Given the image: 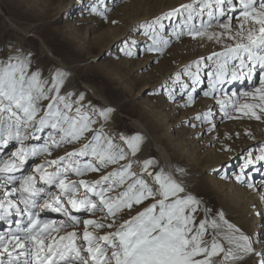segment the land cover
<instances>
[{
	"label": "snow or ice",
	"instance_id": "1",
	"mask_svg": "<svg viewBox=\"0 0 264 264\" xmlns=\"http://www.w3.org/2000/svg\"><path fill=\"white\" fill-rule=\"evenodd\" d=\"M102 5L104 0H97L90 11L107 19L111 9ZM173 17L181 19L170 33L177 40L187 35L222 45L221 51L186 67L191 88L183 83L180 93L187 94L186 105L194 103L202 69L211 67L210 91L204 95L215 94L225 117L238 118L227 110L231 105L244 117L264 119V0H192L164 18ZM144 28L151 40L146 51L162 53L170 39L161 18ZM125 54L133 55L131 46ZM67 75L57 69L45 77L33 67L30 54L0 60V153H7L0 155V223L6 225L0 230V264H229L248 255L261 257L259 264H264V252H257L250 237L222 212L220 222L208 219L210 209L198 219L201 201L156 160H137L134 168L126 148L135 157L143 137L120 135L118 143L103 125L95 127L94 117L107 121L113 109L86 108L83 93L72 99L76 94L65 89ZM180 78L177 73L176 81ZM245 80L248 90L229 93L223 87ZM162 87L169 99L175 98L173 89ZM211 117L209 109L195 118L210 122ZM76 144L80 146L53 158L54 151ZM257 162H264V152L248 161ZM110 166L115 167L106 171ZM87 173L106 174L87 180ZM45 212L63 219L45 218ZM81 212L103 217L81 220L76 215ZM81 223L82 233L75 230ZM105 228L111 231L101 234Z\"/></svg>",
	"mask_w": 264,
	"mask_h": 264
},
{
	"label": "rangeland",
	"instance_id": "2",
	"mask_svg": "<svg viewBox=\"0 0 264 264\" xmlns=\"http://www.w3.org/2000/svg\"><path fill=\"white\" fill-rule=\"evenodd\" d=\"M77 1L81 2L79 6L76 5ZM94 2H97V0H0V38H2L0 39L2 42V44L0 42V49L4 41L9 40L15 33L10 26L11 22L19 28L20 26L32 28L34 33L43 39L45 45L48 46L54 55L60 58L66 65L72 67L78 87L88 83L94 86L98 92L102 93L112 105L118 107L119 118L117 126L110 130L104 126L103 131L105 134L114 137L118 143H122L119 141L120 135L130 137L134 133H137L143 137L145 142L142 141L140 145L141 150L137 153V158H135L136 156L132 157L130 150L125 146L126 151L129 152V158L134 162V168L138 169L139 167L135 161L142 162L143 159H156L158 166L163 167L152 141L160 143L170 157L173 158L172 167L175 174L182 181L185 180L186 182L193 177L195 178L193 183H189L190 193L195 195L204 204H200L199 206L198 219H203L205 217L204 210L210 209L208 219H216L220 222L219 213L222 212L225 220L237 226L245 235L250 237L257 252H261L258 251V248L264 245V233L261 234L257 230V224L254 223L252 213H250L248 208L246 210L243 206L234 204L235 200L232 199L234 198L231 195L232 192L230 194L228 189H223V187L219 189L216 185V181L218 182L222 179L221 181L224 182L230 180V176L233 177L232 174L237 170V166L241 164L240 160L234 163L225 162L220 171L214 173L216 174L214 175L216 178H211L212 175L202 169V165L206 161L201 155L206 151L202 149H198L199 151H197V149H193L186 142L187 139L193 137L189 131L191 127L190 123L175 130L176 127L174 128V125H177V120L181 114L179 113V116L177 115L174 118H170L169 115L166 116L169 114L166 111L169 108L168 105L173 99L168 98V93L162 85L173 89L174 93L177 94L182 79L177 82L176 75L174 74L170 76L171 80L166 83L165 77H167L166 74L170 72V69L178 64L181 58L177 60L179 57L176 54L177 52H173V54L166 52L169 49L168 47L162 53H150L146 51L151 40L144 35V25L146 22H151L157 17L161 18V22L165 25V34L169 32V39H174V43L181 42V45H184L183 47L187 48V51L193 52L207 48L206 44L199 41L200 39L194 40L184 35L177 40L174 36H171L172 29L176 24L181 23V19L179 17H173L172 19L164 18L165 14L172 9L179 7L181 4L190 3L192 0H178L181 4L177 2L176 5L178 4L179 6L166 8L162 12L159 11L160 14L156 15H153L154 11L160 10L165 0H117L114 8H109L111 11L106 13L107 19L98 14L91 13L90 6ZM108 3L109 0H104V5L101 7H105ZM59 4L67 6V12H64L59 18H55L54 8ZM159 4L160 6H158ZM83 15H87L90 19L77 23V19L82 18ZM133 19L136 22L128 28L130 25L129 21ZM204 19H207V17L205 16ZM195 22L199 23L198 21ZM108 29L116 30L118 34L122 33L124 37L117 39L115 44L112 43L110 46H107L105 43L107 39L106 31ZM99 34H101L102 39H99L97 42L96 40L93 41L92 38ZM137 36H140V38L138 39ZM132 41H135L134 45H132ZM213 43L211 44L213 47L215 44V52L222 50V45L217 44V47L216 43ZM128 46H131V50L136 49L135 56L132 57L125 54ZM31 47H29L28 55L30 54L33 67L40 68L45 77L54 74L58 68L55 60L53 58L49 59L41 51L37 43H32ZM137 47L141 48V50ZM182 53H185V51ZM194 61L197 60L187 62V66L193 65ZM185 69L180 73L181 78L183 75H186ZM167 70L168 72H166ZM192 70H195L194 66ZM145 81L150 84V87L142 91L141 87H143ZM73 93L76 95L72 99H76L78 94L76 92ZM88 97L83 101L86 108L94 107L98 110L104 107L95 98ZM227 110L233 117L238 118L232 120L233 118L229 119L223 116L220 120L223 126L214 134H212L213 130H216L218 126H215L213 129V122L194 118L193 126H195V130L198 124L202 127L205 126V131L201 134V138L207 137L213 140L209 149L218 148V150L222 149L228 152L237 143L245 145L258 140L254 138L256 134L250 131V125H252L250 123H257L260 120L249 119L234 112L231 109V105H229ZM204 111L207 112L206 109H203L200 114L205 113ZM94 118L98 119L99 123L100 118ZM134 120H137L144 129L140 130L134 123ZM228 122V126L224 125ZM232 128H234L233 131ZM262 137L260 139L262 140L261 143H255L253 147H248L245 154L249 151L255 154L264 150V136ZM139 155H143L144 158ZM226 159H229V157H226ZM110 167L113 168L115 166ZM177 168L183 169V172L177 173L175 171ZM253 179L255 178H252V182ZM225 192H228V194ZM258 218L264 221L262 216ZM224 230L225 228L223 227L220 229V231ZM212 231L209 228L208 232L211 233ZM205 238L210 241L211 236L206 235ZM220 240L225 248L229 247L222 237ZM260 258L259 256L248 255L243 260L230 261L229 264H259ZM213 259L218 261L221 257H214Z\"/></svg>",
	"mask_w": 264,
	"mask_h": 264
},
{
	"label": "bare ground",
	"instance_id": "3",
	"mask_svg": "<svg viewBox=\"0 0 264 264\" xmlns=\"http://www.w3.org/2000/svg\"><path fill=\"white\" fill-rule=\"evenodd\" d=\"M84 1H89V0H84ZM177 2H178V0H165V2L160 7V10L154 11L153 15L158 14L159 11L162 12V10H164L166 8L177 6L180 3V2H178V4L176 5ZM116 3H117V0H109V3L106 5V7L107 8H114V5ZM80 4H81V2H78V1L76 2V5L79 6ZM158 6H160V4ZM66 7L61 5V4L56 6V8H54L55 9L54 10V12H55L54 17L59 18L64 12H67ZM75 19H77V18H75ZM86 19H90V18L87 15H83V17L77 19L78 22L77 21L76 22L80 23ZM137 19H138V17H137ZM197 21L199 22V20H197ZM135 22H136L135 19L130 20L129 21L130 25L128 28H130L131 25ZM234 23H235V21H234ZM10 26L14 30L15 33H14L13 37H11L9 40L4 41L3 46L0 49V60H6L9 55H15L18 52L23 53L25 55H28L29 47L32 48L31 47L32 43H34V44L37 43V45L39 46L41 51H43V53H45L49 59L53 58L55 60L57 67H58L57 69L61 70L63 72H66L68 74L67 78H66V84H65V89L67 91L76 92L78 95L83 93L85 96V99L89 98L88 96L93 97V99L95 98L97 100V102L99 101L100 103L103 104L104 107L101 109H104V108H112L113 109V112L110 114L109 119L107 121H104L103 118H100V121L96 125V127H100V125H103V126H105V128L107 127V129L110 130V129H114V127L117 126L118 118H119L118 107L112 105L109 102V100L102 93L98 92L95 89L94 86H92L88 83H85L83 86L78 87L76 82H75V75H74V71L72 70V67L66 65L60 58H58L56 55H54L52 53V51H50L48 46L45 45L43 39L39 35L34 33V30L32 28H28L29 26L26 28H23L20 26V28H19L13 22L10 23ZM127 26H128V24H127ZM211 30L212 29H210V31ZM215 30L218 31L219 29H215ZM106 32H103V33L107 34V37H106L107 39H106V43H105V45H107V46H110L112 43L115 44V42H117V39H119V38L122 39L124 37V36H122V33L118 34L116 32V30L113 31V30L108 29ZM168 33L165 34V36L167 38H169ZM137 38L139 39L140 36H137ZM0 39H2V38H0ZM99 39H102L101 34L92 38V40L93 41L96 40V42ZM173 40L174 39L170 38V44H169L170 46H168L169 49H167L166 52H168L170 54H173V52H175V53L177 52L176 54L179 56L177 58V60H179L180 58H181V60L178 62L177 65H175L174 67H172L170 69V72L168 74H166V76H167V77H165L166 83H168L171 80L170 79L171 75H174V74L177 75V73L180 74L183 71V69L186 68L187 62H190V61L195 60V59L199 60L201 57H208L212 54V52L216 51L214 49L215 44L213 43L214 44V47H213V45L211 44L212 41H208L206 39L199 40V41L206 44L207 48L202 49L200 51L195 50V52L187 51V48L185 49V47H183L184 45H181L180 41H179L180 43H176V42L174 43ZM1 44H2V42H1ZM217 47H218V45H217ZM217 47H216V49H217ZM137 48L139 50H141V48H139V47H137ZM131 51L133 53L132 57L135 56L136 55V49H132ZM183 51H185V53H182ZM205 63L208 64L209 66L212 65L211 61H202V64H205ZM210 70H211V67H204L202 69V71L200 73L201 82L195 86L196 92L193 94L194 95V103L190 106L186 105L187 94L185 93L182 96L180 93H181V84H183V83H188L190 88H191V79L189 76H186V75L185 76L183 75L182 78H180L182 80L180 82L178 92H177V94H175V98L172 100V102L168 105L169 108L166 111L169 112V114H167L166 116L169 115L170 118H174L179 113L181 114L177 120L178 121L177 125H174V128L176 127L175 130H178L179 128L184 127L183 125L190 123L191 127H190L189 131H190V134L193 135V137H191L190 139H187L186 142L193 149H197V151H199L198 149H202V150L206 151L205 153H203L204 152L203 151L202 152L203 154L201 155L205 158V161H206V163H204L202 165V169L205 171H208V173H210L212 175L211 178L215 177L214 175H216V174H214V173L220 171L221 167L225 164V162L226 163L227 162L234 163V162H237L240 160L241 164L237 166V170L234 171V173L232 174L233 177L230 176L231 177V178H229L230 180L224 181V182L221 181L222 179L221 180L219 179L220 181H218V182L216 181V185L219 189L221 187H223V189H226V190L228 189L229 193L232 192V194L231 193L230 194L232 196H234V198H232L235 200L234 204L241 205L246 210L248 208L250 213H252V218L254 219V223L257 224V230H259V232L261 234H263L264 233V221H262L261 218H258V217L262 216L264 218V198H263V196H264V162H257V163H253L250 165L248 163V161L254 160L255 157L259 156L262 152H264V150H261L260 153H255V154L254 153L252 154V151H249L248 153L245 154V151L248 147H253L255 145V143L256 144L261 143L262 140H260V139L263 138L262 136H264V120L261 119L257 123L256 122L250 123L252 125H250L251 129L250 128L249 129H250L251 133L256 134L254 136V138L258 139V140H255L254 142H252L251 144L242 145L241 143H237L235 146L231 147V149L228 152H225L222 149L218 150V148H213V149L210 148L209 149V146L212 144L213 140H210L207 137L201 138V134L205 131V126L202 127L200 124H198V127L195 130V126H193V123L195 120L194 118L198 114H200L203 111V109H206L207 111H209V109H210L212 112L211 122H213L215 126H218L216 130H213L214 132L212 134L216 133L223 126V124L220 123V120H221V118H223L224 114L221 111L220 106L216 103L215 99L212 98V95H215V94H212L209 96L204 95L205 92L210 91V89H209V78L207 75L208 71H210ZM166 72H168V70ZM164 76H165V74H164ZM180 77H181V75H180ZM148 87H150V84H148V82L145 81V84L143 85V87H141L142 91L148 89ZM223 87L226 90H228L229 93H231V91L240 92V91L248 90L250 86H249L247 80H245L243 82H240V81L233 82L232 84L226 83L223 85ZM98 110H100V109H98ZM234 119L235 118H233L232 120H234ZM134 123L137 125V127L140 130L144 129V127L137 120H134ZM179 123H181V125H179ZM224 125L228 126L229 122L227 124H224ZM246 126H248V125H246ZM233 129L234 128H232V131H233ZM223 130H222V132L224 134ZM227 133H229V132L227 131ZM136 134L137 133H134V135H136ZM143 141L145 142V140H143ZM33 142L34 143H42L43 141L41 140V141H33ZM152 142L154 143V147L159 154V159L161 161L163 168L166 171H170L174 175H176L174 170H173V167H172L173 158L170 157L168 152L165 151V149L160 145V143H157L154 140ZM79 146H80L79 144L65 145L62 148L53 152V158L60 156V155H64L65 149L71 151V150H73L74 147L78 148ZM6 154H7L6 152L0 153V155H6ZM139 156L144 158L143 155H139ZM139 156H138V158H139ZM226 157H229V159H226ZM135 158H137V154H136ZM143 160H145V159H143ZM154 160H156V159H154ZM199 160H201V159H199ZM35 162L40 163L41 161L39 159H37V160H35ZM199 162L201 163V161H199ZM113 168L109 167L106 171H111ZM221 172H223V170H221ZM245 173L247 174V178H248L247 182H244V174ZM102 174H106V173H87L85 175L84 179H87V180L99 179L100 175H102ZM238 176L242 177V179H237ZM176 177H177V179H179L183 183L186 190L190 193V190H189L190 184L189 183H193L195 181V178L193 177L192 179H190L189 181L186 182L185 180L182 181L177 175H176ZM73 178L76 179V177H73ZM232 178H233V180L231 181ZM252 178H255V179H253V182H252ZM248 183H253L255 186L250 188V187H248ZM121 190L122 189H118V191H121ZM228 192H225V193L228 194ZM113 195H114V193H113ZM201 205H204V204L201 202ZM76 215H79L81 217V220L89 219V218L98 219V218L103 217V213H99V212L95 216H92L89 213H85V212L76 213ZM43 216L45 218L55 219V220L63 219V217L60 214L54 213V212H45L43 214ZM124 218L127 219L128 217L125 216ZM5 227H6L5 224L0 223V230H4ZM72 230L73 229H67V231H72ZM75 230L82 233L83 224L81 223ZM108 231H111V229L105 228L103 230H100L101 234H104ZM258 251L264 252V245L261 246L260 248H258Z\"/></svg>",
	"mask_w": 264,
	"mask_h": 264
}]
</instances>
